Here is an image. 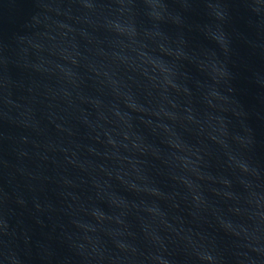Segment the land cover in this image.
Returning <instances> with one entry per match:
<instances>
[{
    "label": "water",
    "instance_id": "water-1",
    "mask_svg": "<svg viewBox=\"0 0 264 264\" xmlns=\"http://www.w3.org/2000/svg\"><path fill=\"white\" fill-rule=\"evenodd\" d=\"M0 264H264V0H0Z\"/></svg>",
    "mask_w": 264,
    "mask_h": 264
}]
</instances>
